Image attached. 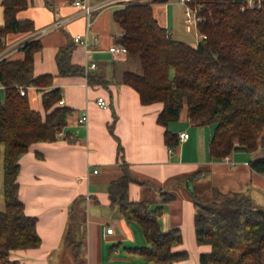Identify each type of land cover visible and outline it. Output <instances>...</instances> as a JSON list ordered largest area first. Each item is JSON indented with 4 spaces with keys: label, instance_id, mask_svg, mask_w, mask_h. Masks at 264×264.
<instances>
[{
    "label": "trees",
    "instance_id": "16d2710c",
    "mask_svg": "<svg viewBox=\"0 0 264 264\" xmlns=\"http://www.w3.org/2000/svg\"><path fill=\"white\" fill-rule=\"evenodd\" d=\"M167 1L133 2L113 11V20L123 31L114 41L125 46L126 61L137 59L140 68V72L123 71L120 82L136 91L141 104H162L156 122L163 127L178 121L183 110L195 125H213L208 144L211 159L225 158L237 149L249 153L264 150V0L258 7L243 10L245 0H192L201 18L197 33L204 35L195 45L172 39L158 23L152 4ZM1 4L0 52L6 48L8 34L34 31L32 20L17 17L27 7V0H1ZM40 48L39 40H29L20 48L21 59L0 61V85L4 87L0 99L4 202L0 210V264H21L10 259V251L37 248L41 243L36 218L25 213L18 197L19 157L34 143L55 141L72 112L57 105L61 99L58 88L42 93L43 115L30 108L26 95H20V86L47 88L53 84L51 74L31 75L33 56ZM72 50L70 43L57 51L58 75H80L92 83L90 72L70 63ZM163 143L174 151L178 135L165 130ZM249 165L264 174V156ZM119 170V177L107 187L110 206L116 207L126 222H135L145 240L142 246L127 248L128 252L138 255L140 264L186 261L188 252L176 249L183 240L180 229L162 231L158 221L163 204L174 195L161 192V202L154 208L146 199L130 201L128 187L137 180L126 162L119 164ZM206 172L207 168H201L192 176ZM210 191L200 198L189 190L195 242L210 247L199 254L198 264H264V210L242 193ZM77 202L75 214L80 211ZM80 227V239L66 238L65 242L74 260L84 264L85 227L82 223Z\"/></svg>",
    "mask_w": 264,
    "mask_h": 264
},
{
    "label": "crops",
    "instance_id": "0c3cea01",
    "mask_svg": "<svg viewBox=\"0 0 264 264\" xmlns=\"http://www.w3.org/2000/svg\"><path fill=\"white\" fill-rule=\"evenodd\" d=\"M27 2V7L19 11L17 17L32 20L34 31L11 33L5 37V49L11 50L7 57L9 60L22 58L20 48L32 39L33 33L56 19L73 14L75 10L72 0ZM114 10L105 9L95 16L87 32L88 53L83 46L73 42L74 35L84 33L82 18L36 39L41 48L33 56L31 75L51 74L53 84L47 88L24 86L29 106L43 115L42 93L58 88L62 106L72 109V112L55 141L34 143L19 157L18 197L25 213L36 218L35 228L41 240L37 248L11 250L15 252L10 253V259L21 264L54 263L60 249L67 246L66 238L72 241L80 239L81 221L75 224L71 215L74 216L73 206L81 198L87 208L85 264H133L130 256L121 253L120 245L126 244L124 250L132 254L127 248L144 245L145 240L140 227L133 224L135 222H126L117 208L110 206L107 193L108 184L120 175L119 164L122 161L128 164L137 180L129 184L130 201L146 199L157 206L161 202V192L174 195V199L163 204L158 221L162 231L180 229L183 240L178 247L181 249L186 241L196 245L195 250L201 253L210 248L195 242L194 209L189 194V190L197 192V185L203 181L208 183V191L203 195H209L211 189L221 193L238 192L264 210V174L252 170L249 165L250 161L263 157L264 150L249 153L237 149L225 158L211 159L208 144L213 133L212 125H195L183 110L178 121L163 127L156 122L162 104H141L136 91L120 82L122 72L132 69L131 63L123 56L115 57L109 51L114 35L121 30L113 20ZM153 13L158 23L172 36L171 23L165 12L158 7L156 11L153 8ZM2 23L0 0V25ZM94 38L97 39L95 45L92 44ZM70 43L73 44L71 64L83 68L91 62L95 64V68L87 71L92 76V83L80 75H58L55 55L60 47ZM3 96L4 87L0 85V99ZM98 97L105 100L106 108L98 106ZM83 112L87 116L85 123L79 121ZM165 130L177 135L186 132L188 137L171 152L163 143ZM201 168H207L208 172L196 178L192 176ZM185 180L188 192L184 190ZM150 196H153V203ZM3 208L2 190L0 210ZM108 227L112 228L111 233H106ZM186 261L179 264H186Z\"/></svg>",
    "mask_w": 264,
    "mask_h": 264
},
{
    "label": "built area",
    "instance_id": "2783aa9c",
    "mask_svg": "<svg viewBox=\"0 0 264 264\" xmlns=\"http://www.w3.org/2000/svg\"><path fill=\"white\" fill-rule=\"evenodd\" d=\"M133 2L143 3L142 0H72L71 5L75 9L73 14L67 17H64V18L56 19L48 26L36 31L35 33L32 34L31 40H36L42 35L47 34L48 32H51L56 29H60L64 25H66L67 23H69L70 21L76 18H82L84 20V33L74 35L73 42L77 45L83 46L86 50V53H88L89 52V49H88L89 42L87 38V32L91 28L95 16L99 12L105 9H119L126 4L133 3ZM191 2L192 0H178V3H180L184 8V17H185V23H186L185 30L187 32L191 31V26H194V28L196 29L197 22L200 21L201 19L198 15V8L196 6H193ZM259 5H260V0H245L244 6L241 9L242 10L245 8L253 9L255 7H258ZM122 35H123V31L120 30L117 34L114 35V40L119 39ZM197 35H198V39H201L204 37V35H200L198 33ZM96 43H97V39L94 38L92 44L95 45ZM109 51L115 57L124 56L127 53L125 46L115 41L109 48ZM10 53H11V50L8 48L2 50L0 52V61L2 59L7 58L10 55ZM93 68H95V64L91 62L86 66V68H84V70L85 72H87L89 69H93ZM25 90H26V87L20 86L19 87L20 95H25L26 94ZM96 101L99 107L101 108L107 107V104L102 97H98ZM62 104H63V101L59 100L58 105H62ZM86 120H87L86 113L83 112L79 118V121L81 123H85ZM58 135H60V132L57 134V136ZM187 137H188V134L186 132H180L178 134L179 142L186 140ZM93 172L95 173L96 170H94ZM111 232H112V228L108 227L106 229V233H111Z\"/></svg>",
    "mask_w": 264,
    "mask_h": 264
},
{
    "label": "rangeland",
    "instance_id": "374dc122",
    "mask_svg": "<svg viewBox=\"0 0 264 264\" xmlns=\"http://www.w3.org/2000/svg\"><path fill=\"white\" fill-rule=\"evenodd\" d=\"M142 1H143V3L151 2V0H142ZM165 4L166 5H159V4L155 3V4H152V7L154 8L155 11L159 7L160 11L162 10V12H165V14L168 16L169 21L171 23V28H172L171 31L173 33L171 36L172 39L187 42V43H192V44L196 43V41H198V35H197V30L194 28V26H191L190 32H187L185 30L186 23H185L183 6L180 3H178V0H168ZM123 57H124V59H126L127 58L126 54ZM130 63H131L130 68L133 71L140 72V68H139V64H138L137 59L131 61ZM213 128H214V126H213ZM2 174H3V169H2V149H1V152H0V184H1L0 194H2V190H3ZM186 186H187V183L185 180V182H184V190L185 191H187ZM207 187H208L207 181H203L201 184H198L197 185V188H198V191H197L198 195L197 196L200 198H203L205 196L203 194L207 193L206 191H208ZM152 197L153 196H150V198H149L151 200V203H153ZM77 203H76V205H77ZM79 204L81 205V208L78 207L77 210L80 209V211H79V213L76 212V214H74L73 221L75 222V224H77L78 222L81 221V223L86 228L87 208H86V204H85V201L83 200V198H81ZM151 207L154 208L155 205L151 204ZM80 217H81V219H80ZM133 224H135L138 227V225L136 223H133ZM141 236H142V234H141ZM144 244H145V242H144ZM125 246H127V245L123 244V243L120 245L121 253L124 255L130 256L131 261H134L133 264H140L142 262V259L138 255L126 253V251L124 250ZM137 246H142V245H137ZM195 246L196 245H191L188 241H186L184 248H182V249L180 247L176 248L177 250H185L188 252V259L186 261V264H198L197 255H198V253H201V252L196 251ZM206 247L209 248L208 246H206ZM209 249H207L206 251L208 252ZM13 252H15V251H11L10 253L14 254ZM85 258H86V254L84 252V256L82 258V261H84V264L86 263ZM125 263L126 262H123L122 264H125ZM51 264H78V263L73 258V252H72L71 248L69 246H65V247L60 249L58 255L55 257V262L51 263ZM115 264H121V263H115Z\"/></svg>",
    "mask_w": 264,
    "mask_h": 264
}]
</instances>
